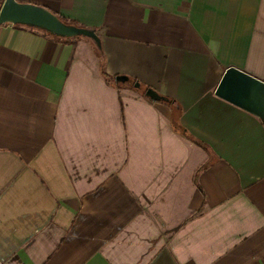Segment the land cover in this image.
<instances>
[{
  "label": "crops",
  "instance_id": "obj_1",
  "mask_svg": "<svg viewBox=\"0 0 264 264\" xmlns=\"http://www.w3.org/2000/svg\"><path fill=\"white\" fill-rule=\"evenodd\" d=\"M16 1L101 48L0 24V264H264V0Z\"/></svg>",
  "mask_w": 264,
  "mask_h": 264
},
{
  "label": "water",
  "instance_id": "obj_2",
  "mask_svg": "<svg viewBox=\"0 0 264 264\" xmlns=\"http://www.w3.org/2000/svg\"><path fill=\"white\" fill-rule=\"evenodd\" d=\"M7 22L42 29L62 38L88 37L101 48V38L96 30L68 24L57 14L36 4L5 0L0 9V24ZM127 79L124 75L116 77L118 81ZM135 86L140 87V83H135ZM145 94L153 100L167 101V97L153 88H148ZM216 94L264 118V81L245 70L235 66L228 67L217 87Z\"/></svg>",
  "mask_w": 264,
  "mask_h": 264
},
{
  "label": "trees",
  "instance_id": "obj_3",
  "mask_svg": "<svg viewBox=\"0 0 264 264\" xmlns=\"http://www.w3.org/2000/svg\"><path fill=\"white\" fill-rule=\"evenodd\" d=\"M59 17H60L64 22H66V23H68V24H75V25H78V26H82V27H84L83 25H81V24H79V23H77V22H75V21H71V20L65 19V18L62 17V16H59ZM56 37H57V36H56ZM79 37H81V36L74 37V38H62V37H58V38H62V39H64V40H72V39H77V38H79ZM105 76H106V74H105ZM107 77H108V75H107ZM147 97H148V96H147ZM148 98H149V97H148ZM170 100H171V99L167 98V101H170ZM182 134H183L188 140L195 142L197 145H199V146H201V147H205L204 144H202V143H200V142H198V141H195L194 138H193L190 134H188V133H186V132H182Z\"/></svg>",
  "mask_w": 264,
  "mask_h": 264
}]
</instances>
